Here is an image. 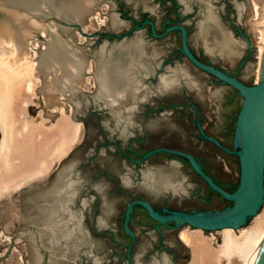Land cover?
<instances>
[{"label": "water", "instance_id": "95a60500", "mask_svg": "<svg viewBox=\"0 0 264 264\" xmlns=\"http://www.w3.org/2000/svg\"><path fill=\"white\" fill-rule=\"evenodd\" d=\"M263 18L264 0H0V53L39 40L40 105L29 111L56 115L63 98L85 122L48 180L20 188L13 235L30 264H182L184 224L238 228L261 209ZM226 120L233 149L212 136L227 144ZM204 138L238 155V185L237 156Z\"/></svg>", "mask_w": 264, "mask_h": 264}, {"label": "bare ground", "instance_id": "6f19581e", "mask_svg": "<svg viewBox=\"0 0 264 264\" xmlns=\"http://www.w3.org/2000/svg\"><path fill=\"white\" fill-rule=\"evenodd\" d=\"M258 32L259 34L255 35L256 82L260 80L263 62L264 26L259 28ZM36 44V38L27 40L22 48L13 47L9 42H5L2 44L5 52L0 53V196H4L0 197V225L2 223L5 229H9L19 213L13 204L10 192L13 189L15 192V188L17 189L28 181L36 182L46 179L54 170V166L57 163L59 165L82 138L83 122L74 119L69 114L73 109V104L63 98L55 100L49 109L50 112L57 111L62 116V120L58 123L47 122L48 118L53 117L48 114L47 118L36 116L34 119L31 117L34 121L23 116V123L20 129L15 131L16 134L11 131L8 116L11 112L13 95L37 89L36 92H32V95L36 98L40 97L39 86L42 77L37 65L39 51ZM22 108L24 109V106ZM41 124L46 127L44 133L35 131ZM261 204L262 212L257 211L250 223L238 228L224 226L216 229L215 232L213 230L204 233L201 228L184 224V227L179 229V239L183 244L191 247L192 259L196 261L192 264H207V262L223 264L224 261L225 264H255L264 244V199ZM194 233L199 236H195ZM215 233L219 235V241L215 240ZM22 255L19 248L14 247L12 253L6 257V264H19ZM185 264H191V262L187 261Z\"/></svg>", "mask_w": 264, "mask_h": 264}, {"label": "rangeland", "instance_id": "374dc122", "mask_svg": "<svg viewBox=\"0 0 264 264\" xmlns=\"http://www.w3.org/2000/svg\"><path fill=\"white\" fill-rule=\"evenodd\" d=\"M255 45H256V43H255ZM36 47H37V50L39 51V49H40V47H39V40L37 39V44H36ZM256 49H257V45H256ZM254 57L256 58V53H254ZM256 72H257V59H256ZM256 72H255V76L253 77V80L254 81H256ZM35 92L37 91V89H35L34 90ZM34 91H22V93L21 94H16V96H14L13 95V97L11 98V112H10V114H9V116H8V120H10L9 121V123L11 122V131H12V133H15L16 134V132H17V129H20V125H22V121H23V118L24 117H26V119H30V120H33V118L35 119V117L36 116H39L40 118H47V114L44 112L43 113V109H42V107L40 106V107H38L36 110H34V112H30L29 111V106L31 105V106H39L40 105V102H37L38 100L37 99H35L36 98V96H34V95H32V92H34ZM29 94V95H28ZM23 98H22V97ZM37 96H38V94H37ZM16 97V98H15ZM31 97V98H30ZM14 98V99H13ZM20 98V99H19ZM38 98H39V96H38ZM30 99V100H29ZM32 99H33V101H32ZM20 100V101H19ZM24 100V101H23ZM16 101H17V103H16ZM27 101H29L28 103H27ZM32 101V102H31ZM20 102V103H19ZM21 102H24V103H21ZM31 102V103H30ZM25 103H27V104H25ZM18 104V105H17ZM22 104V105H21ZM29 104V105H28ZM17 105V106H16ZM19 105H21V107H23L24 106V109L22 108L21 109V107H20V109H19ZM28 106V107H27ZM17 107V108H16ZM15 110V111H14ZM18 112H17V111ZM20 112V113H19ZM22 112V113H21ZM26 114H25V113ZM40 112V113H39ZM15 113V114H14ZM24 113V114H23ZM72 113H73V109H72V111L69 113V114H71L72 115ZM20 114H22V115H20ZM19 117H18V116ZM12 116V117H11ZM15 116V117H14ZM24 116V117H23ZM58 116V117H57ZM18 117V118H17ZM28 117V118H27ZM31 117H33V118H31ZM57 118H59V119H57ZM62 116L59 114V113H57L56 115H53V117H50V118H48V120L49 121H47V122H55V123H58L59 121H61L62 119ZM74 118V117H73ZM16 119V120H15ZM19 119H21V120H19ZM75 119V118H74ZM14 120V121H13ZM56 120H57V122H56ZM76 120H80L81 122H83V132H82V135H81V140H80V142L79 143H81L82 141H83V139H84V133H85V122H84V119H81V118H79V119H76ZM19 121V123H17ZM20 121H21V123H20ZM34 121V120H33ZM16 128H14V127ZM39 128L37 129L36 128V130L35 131H39L40 133H44L45 131H44V129L46 128V127H44L42 124L41 125H39L38 126ZM14 128V129H13ZM14 131V132H13ZM16 131V132H15ZM41 134H39V136H40ZM78 143V144H79ZM78 144H76V145H78ZM75 145V146H76ZM16 151V150H15ZM58 166V163L54 166V168L53 169H55L56 167ZM54 170H52L51 172H53ZM50 172V173H51ZM48 178H49V175H48V177L46 178V179H44V180H39V181H36V182H33V181H28L27 183H25L24 185H22V186H20V187H18L17 189L15 188V192L12 190L11 192H10V194L12 195V198H13V204L15 205V207L17 208V212H19L20 211V188H23V187H25V186H29V185H36V184H43L44 182H46L47 180H48ZM0 197H2V196H0ZM4 197V196H3ZM2 197V198H3ZM1 199V198H0ZM261 206H262V204H261ZM262 210H263V207L261 208V210L259 209L258 211H260V212H262ZM20 212L18 213V216L16 217V218H14V220H13V222H12V224H10V227H9V229H5L4 227H3V225H2V223H1V227H0V253H1V256H0V264H6V257H8V255H10L11 253H12V251H13V249H14V247L15 248H19V251L21 252V254H23L22 255V260L20 261V263L19 264H30L29 262H30V259H29V252L27 251L28 249L26 248V245H25V242H24V240H23V238L21 237V236H16V235H13V232L15 231V229L19 226V218H20ZM253 217H254V215L253 216H251L248 220H247V222L244 224V225H246L247 223H250V221H252V219H253ZM4 230V231H3ZM210 231H213V230H208V232L207 233H209ZM214 232H215V230H214ZM6 233V234H5ZM204 233H206L205 231H204ZM7 237H5V236ZM10 235V236H9ZM194 235L195 236H199L198 234H196V233H194ZM20 237V238H19ZM10 239V240H9ZM14 240H15V242H14ZM19 240V241H18ZM215 240L216 241H219L220 240V237H219V235H217L216 233H215ZM16 245V246H15ZM13 246V247H12ZM212 248H213V246H211ZM211 248V249H212ZM214 249V248H213ZM11 251V252H10ZM187 261H189V262H191V264L194 262V263H196V261L194 260V259H192V255H191V247H189V257H188V259L184 262V263H182V264H185ZM203 264H205V263H203ZM207 264H209L208 262H207ZM223 264H225V261L223 262Z\"/></svg>", "mask_w": 264, "mask_h": 264}, {"label": "flooded vegetation", "instance_id": "af4514ba", "mask_svg": "<svg viewBox=\"0 0 264 264\" xmlns=\"http://www.w3.org/2000/svg\"><path fill=\"white\" fill-rule=\"evenodd\" d=\"M236 90V89H235ZM189 105H190V107H192V109H193V111H194V114H195V116H197V118H196V120H199V116H198V114H197V112H196V109H195V107H194V105L192 104V103H189ZM200 121V120H199ZM235 123H236V121L234 122V124H233V126L231 125V123H230V121H224V122H222V124H221V130L224 132V133H227V136H228V138L226 139L227 140V144L225 143V142H223V141H221L219 138H217L215 135H212V134H209V135H212L213 137H215L216 138V140L217 141H219L221 144H223L224 146H226L227 148H229V149H233L234 148V146H233V138H234V131H235ZM196 124V123H195ZM196 128H197V126H196ZM197 131H198V129H197ZM205 131V130H204ZM205 139V138H204ZM205 140H207V139H205ZM207 141H209V140H207ZM217 150H220V151H222V152H224V153H226V154H228V155H233V156H237V158H238V170H239V173H238V181H237V185H238V183H239V179H240V163H239V157H238V155L237 154H231V153H228V152H226L224 149H222L220 146H217L216 144H214L213 142H211V141H209ZM160 147H162V146H160ZM167 147V146H166ZM155 148V147H154ZM170 148H172V147H170ZM237 148V147H236ZM152 149V148H151ZM176 149V148H175ZM149 150V149H148ZM179 150V149H178ZM147 151V150H146ZM182 151V150H181ZM163 152H165V151H163ZM163 152H158V153H163ZM187 152V151H186ZM145 153V152H144ZM165 153H167V152H165ZM189 153V152H188ZM154 154H157V153H154ZM153 154V155H154ZM169 154H171V153H169ZM192 154V153H191ZM171 155H174V156H177V157H180V156H178V155H175V154H171ZM194 155V154H193ZM152 156V155H151ZM195 156V155H194ZM137 159H139L140 157H141V154H137ZM150 157V156H149ZM196 157V156H195ZM180 158H183V157H180ZM197 159H198V161H199V164H200V166H201V169L203 170V171H205V173H207L212 179H213V181L218 185V186H221L222 188H224L225 190H227V191H229V192H233V191H235V190H233L232 188H229L228 187V185L227 184H225L224 182H222V181H220V180H218L217 178H215L208 170H206L205 168H204V166H203V164H202V162H201V160L198 158V157H196ZM184 159V161L189 165V163H188V161L185 159V158H183ZM190 166V165H189ZM199 175V174H198ZM200 177H202L201 175H199ZM203 179V178H202ZM203 182H204V185H205V187H207V189H209L210 191H211V193H212V195L213 196H216V197H220V198H222L221 197V195L220 194H218L217 192H215V191H212L210 188H209V186L207 185V183L205 182V180L203 179ZM237 185H236V188H237ZM223 199V198H222ZM225 200V199H224Z\"/></svg>", "mask_w": 264, "mask_h": 264}]
</instances>
